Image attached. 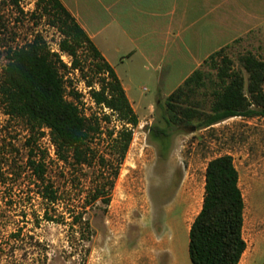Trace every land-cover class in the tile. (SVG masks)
I'll list each match as a JSON object with an SVG mask.
<instances>
[{
  "label": "trees",
  "instance_id": "obj_1",
  "mask_svg": "<svg viewBox=\"0 0 264 264\" xmlns=\"http://www.w3.org/2000/svg\"><path fill=\"white\" fill-rule=\"evenodd\" d=\"M22 1L3 3L20 9ZM37 10L62 34L60 49L72 58V66L52 52L40 34L23 47L5 49L0 26V62L6 60L0 66V109L8 122L23 121L29 134L25 163L16 159L19 149L9 135H0V264H29L36 258L46 264L50 256L49 247L22 225L6 231L13 226V219L3 216L8 209L23 219L31 217L36 226L41 222L66 226L69 242L82 244L70 256L87 257L90 249L85 243L94 234L87 215L99 202L110 205L140 124L114 68L62 1L38 0ZM231 47L212 54L167 98L163 115L167 128L158 134L169 137L174 125L205 129L237 117L264 119V60L249 52L239 57L237 68L228 54ZM72 72L80 73L102 115L84 112L83 95L77 91L68 98L67 84L73 82L67 76ZM115 115L120 127H110ZM105 126L108 152L102 153L95 140ZM46 130L57 160L70 166L71 178L63 184L50 176L53 162L40 145ZM245 209L234 158L212 159L206 168L202 209L190 229L193 264H241L247 250Z\"/></svg>",
  "mask_w": 264,
  "mask_h": 264
},
{
  "label": "rangeland",
  "instance_id": "obj_2",
  "mask_svg": "<svg viewBox=\"0 0 264 264\" xmlns=\"http://www.w3.org/2000/svg\"><path fill=\"white\" fill-rule=\"evenodd\" d=\"M3 1L0 0V26L5 49L23 47L39 34L50 48L59 49L63 36L37 10L38 0H23L20 9ZM249 52L264 60V29L228 50L237 68L239 57ZM71 59L65 56L67 62ZM5 64L6 60L0 62L1 67ZM67 77L73 82L67 84L68 98L72 99L71 92L75 90L83 95L84 112L102 115L81 82L80 73L72 72ZM175 86L176 83L164 90ZM132 87L140 124L134 129V139L116 180L110 205L99 202L87 215L94 231L92 240L85 243L90 249L87 257L70 256L75 248L82 249V244L73 246L68 239V228L63 225L41 222L36 226L31 217L23 219L21 214L8 209L3 216L11 217L13 226H8L6 231L22 225L26 233L46 244L50 249L46 264H171L169 243L176 264H193L187 229L203 205L206 168L212 159L231 155L240 174L246 203L247 250L241 264H264V119L237 117L205 129L174 125L169 137H163L158 130L167 128L163 119L167 99L158 100V86L147 78H137ZM150 104L152 108L145 110ZM2 112L0 109V135H9L19 149L16 159L25 163L27 125L21 120L8 122ZM114 126L120 127V123L113 121L110 127ZM106 129L107 126L95 140L102 153L108 152ZM40 145L49 151L53 162L50 176L60 184L68 181L70 166L57 160L48 130ZM192 204L194 209H190ZM42 261L36 258L29 264H42Z\"/></svg>",
  "mask_w": 264,
  "mask_h": 264
},
{
  "label": "crops",
  "instance_id": "obj_3",
  "mask_svg": "<svg viewBox=\"0 0 264 264\" xmlns=\"http://www.w3.org/2000/svg\"><path fill=\"white\" fill-rule=\"evenodd\" d=\"M61 1L114 68L138 117L137 78L167 99L212 54L264 29V0ZM168 255L176 264L170 243Z\"/></svg>",
  "mask_w": 264,
  "mask_h": 264
},
{
  "label": "built area",
  "instance_id": "obj_4",
  "mask_svg": "<svg viewBox=\"0 0 264 264\" xmlns=\"http://www.w3.org/2000/svg\"><path fill=\"white\" fill-rule=\"evenodd\" d=\"M51 50H52V52H55V53L60 54L62 60L65 62V64H67L68 67H71V66H72V59H71L70 62H67V61L65 60V56H67V57H70V56H69L68 54H66V53H64V52L61 51V49H60V44H59V49H58V50H54V49H52V48H51ZM93 104H94V103H93ZM105 110L108 112V114H111V113H112V111H110V110H108V109H105ZM113 120H114V121L117 120V115H115V116L113 117Z\"/></svg>",
  "mask_w": 264,
  "mask_h": 264
}]
</instances>
